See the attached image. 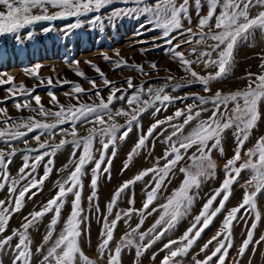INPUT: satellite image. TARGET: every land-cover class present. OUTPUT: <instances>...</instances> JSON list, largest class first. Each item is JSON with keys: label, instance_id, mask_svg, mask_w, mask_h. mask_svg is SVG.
<instances>
[{"label": "rangeland", "instance_id": "374dc122", "mask_svg": "<svg viewBox=\"0 0 264 264\" xmlns=\"http://www.w3.org/2000/svg\"><path fill=\"white\" fill-rule=\"evenodd\" d=\"M148 2L152 3V0H148ZM181 2L182 0H177V4ZM135 6L136 5L132 3L126 5L120 2V0H115L112 5L102 9L100 13H89L87 16H81L79 18L70 17L55 21H42L21 30L17 35L6 34L0 36V80L7 81L8 77L14 78L10 83L0 85V108H5L7 116L11 117L13 120L36 117L38 120H46L48 123H53L54 120L52 117L45 118L39 116L37 112L23 108L25 101L29 103L30 108H37L38 106L33 97L38 95L45 109H50L53 112L58 111V105L52 101V96H50L49 93H52V95L56 97L59 105L65 107L68 105H78L79 103L94 105L99 103L100 98L107 101L111 90L116 88L121 91L116 92L115 96H123L125 99L114 98L112 104L109 106L110 109L113 112L123 109L130 113L131 109L127 104V99L137 93L141 88L145 90L141 95V100L149 98L147 94V89L149 87L153 89L164 87L166 94L178 98L174 99L171 103L165 102L161 104L156 102L155 108H159V112H156L155 108L152 107L143 112L138 122L134 121L132 123V130L128 137L125 140H116L114 146L116 152L115 157H112L113 148H109L102 169L107 166V159H111L110 171L108 173L101 171L97 182V196L92 201H89L88 197L92 192L90 182L95 162L93 161L90 163L85 169L86 175L82 177L83 190L81 206L83 208V222L81 223L82 235L79 239V245L84 254L91 260L96 261L97 264H107L108 256L115 254V248L117 246L122 248L120 257L121 264H127V258L130 259L128 264H161L164 256L168 254V250L164 249V245L170 240L178 241L181 233L192 225L194 218L200 213L207 200L221 188L222 182L226 178L225 165L227 160L233 158L237 146L234 128H229L222 134L221 147L223 148V153H221L218 148H211L213 141L208 142L209 148L211 149L209 155L215 164V169H208L207 163H204V169L211 174L200 177L201 182L199 187H193L190 190L189 194L193 196V202L189 210L175 223L174 227L165 232L160 239L152 242L155 233L146 236L143 240L140 239V233L148 232L161 215V209L158 208L157 211L153 212L151 215L145 213L142 225H140L141 216L136 212H133L130 217L123 216V213L129 208H142L146 199V193L154 186L151 173L145 176L143 180L130 185L129 188L121 194L113 209L112 215L109 216L107 209L104 208L105 203L108 204L110 202H104L107 200L108 189L111 188L110 198H112L115 191L125 181L133 179L144 169L152 168L156 164L157 158L164 156L165 150L169 148V144L165 141L173 129L167 123L159 126L151 136H148L145 146L132 157L130 162H128V154L133 149L138 139L142 135H146L149 126L156 123L157 120H165L166 117L174 116V113L178 109L186 111L189 105L199 106L197 109H194V111L199 110V108L206 109L201 112L198 120H207L208 117L212 115L213 105L211 103L199 105L197 97L209 98L217 91L221 92L222 95L233 93L245 89L248 85L247 82L226 83L213 80L208 85L209 91H205V86L203 84L200 82H193V78L190 74L184 71L183 66L179 62V58L175 57L172 52L169 51L171 46L165 43L163 30L157 28L155 23H149L148 17L135 13L133 15L121 16L119 19L111 21L108 19L113 9ZM3 10V7L0 6V11ZM49 11L55 12L56 9L50 8ZM207 11V0H202V7L199 15L197 14L196 6L190 0L188 12L190 22L187 18L183 19V28L172 33V36L175 37L173 44L180 43L181 47L177 50L184 53L185 58L189 60L195 61L198 52L203 50L205 46L196 43V41L199 40L198 35L193 36L184 32V29L191 27L194 33L198 32L197 24L199 18L200 16L206 15ZM217 11H219V9ZM96 15H100L102 20L93 23V17ZM77 20H79L81 26L75 29H69L68 26L77 23ZM141 25H143V27H141ZM46 28L51 30L46 32L44 31ZM205 31H207V29H205ZM29 32L32 33V38L28 37ZM261 37L264 38V36L257 31L256 39ZM187 40H191L192 42L185 43ZM250 42L241 43L235 50L234 64L231 72L227 75L230 78L241 77L239 70L244 68L243 63H256L258 69L264 71V68L261 67L262 62H264V60H262V58H264V43L258 51L254 53L256 55L255 62L254 59H247V57L242 56L244 53L243 48L246 45H257V42H252V44ZM207 43L210 44L213 42L208 41ZM156 45H159V47ZM193 48L197 49V53L192 52ZM238 48H241L239 56L237 53ZM259 54L263 56L260 57ZM105 56L109 58L107 61L104 59ZM116 61H126L127 66L117 68L113 63ZM153 63L156 64V69L151 67ZM258 63H260V66H258ZM37 65L40 67L37 68ZM203 65V62H199L193 63L191 67L198 74L204 71L206 75H208L209 73L214 74L217 71L216 68L205 67ZM134 66H143V72L138 71ZM95 67H99L104 73V78L112 83L105 86L103 78L95 71ZM251 67L253 66L250 64L245 68L249 70ZM76 70H79L84 75H77ZM33 72L36 73L35 76ZM169 77H171V79H169ZM49 78L52 79L51 84L48 83ZM129 78L132 80L134 85L133 88L128 87L127 80ZM92 80L96 82V89H93L92 84L89 83V81ZM63 81H67V83H63ZM21 84L30 92V95L21 92L18 87L13 88V92L15 93L14 96L7 91V89L13 85L19 86ZM75 85H80L85 92L81 94L75 93L73 91ZM96 91H99V97L95 95ZM17 101L22 105L20 111H17L15 107ZM232 106L233 105L230 104L229 108ZM260 111L264 114V103L261 104ZM129 118L130 116L125 117L123 115L114 117L113 122L123 126L117 132V137L126 130L127 120ZM4 119L5 116L3 113H0V121ZM89 119H94V117H89ZM104 119L106 122L108 121L107 116H105ZM183 120L184 117L182 116L180 118H174L171 123L182 124ZM198 120H193L189 125L185 126V135L196 126ZM93 126L99 129L109 126V123L94 125L89 122H78L76 125L78 136L76 138L79 139L80 137L87 136V130ZM0 127H4V125L0 124ZM61 129L70 131L71 124L66 123L60 125L52 130L54 137L50 138L49 135L45 133L41 139H48L50 144H59L61 139L71 141L73 137L71 135H64ZM39 131L40 130L28 133L27 136L20 140L12 142V146L15 147L17 151L16 154L10 158L12 162L7 168L10 177L9 180L4 181L0 179V183H5L7 185L5 189L0 190V199L7 200L8 203L6 206L11 209L13 207L12 202L15 196L18 195L20 188L33 178L39 180L43 177L45 165L49 159L53 160V164L50 165L52 171L39 189L31 190V192L36 193L34 196L31 195V192L27 194L31 196V199H28L26 196L22 209L19 212L10 213L11 219L7 225V231L3 233V236L11 235L14 230L24 231L22 228V225L26 223L24 218L28 217L31 219L29 213L40 211L50 199L56 196L58 192V183L63 182L71 171L74 170L75 164L73 163L72 157L74 148L72 144H66L56 152L55 156H46L44 160L40 162L35 172H32L30 168L26 169L25 172H32V175L26 180L19 181L16 185V193H9L8 186H11L13 178H17L18 170L25 163V157H29L27 162L31 164L33 163L34 157L38 155V152L29 151V149H38V143L33 137L38 135ZM251 134L252 133H250V136ZM262 136H264V132L258 138L255 137L251 139L250 137L244 144L241 151V160L237 162V167H239L240 163L248 159V156L244 153L248 149L253 148L257 140ZM101 139V137L97 136L93 142V154L97 160L100 157V153L96 151V149L101 148ZM103 139L106 140L107 138ZM175 139L176 138L173 137V140ZM25 140L27 144L24 143ZM0 148L5 149V151L10 150L3 142H0ZM47 150L51 152L50 148ZM81 151L82 149L76 151L77 159ZM183 151L184 150L181 149L182 153ZM194 153L199 156L195 146L188 149L187 153L184 154V158L172 169L168 175V179L165 181V186L162 187L158 193L153 205H150V209L165 203L167 198L172 195L173 191L181 186L182 181L185 179V174L180 171L181 168H185L193 173L197 171L196 167L192 166V160L190 159ZM126 162H128V168L125 170L124 165ZM164 163L165 161L163 159L159 161L161 167ZM251 175L252 173L248 170H244L240 173L237 181L231 186L229 200L225 202L224 209L217 214L209 227L202 232L201 236L192 245L187 254L177 258V264H196V261H203L207 255L211 254L217 242L213 241L205 252L201 251L203 245L221 230L222 222L228 214V211L242 203L245 191L249 194L256 192L254 182L252 185L248 184ZM0 176H2V171H0ZM113 188L114 190H112ZM222 196L223 193L217 196L216 201L213 202L214 208L219 206V201L222 199ZM73 199L74 197L71 194L66 198L61 209L59 222L53 233V240L58 236L64 226V222L70 215ZM132 199H134V204L129 203ZM255 199V210L249 206H245L240 209L237 213V219L233 221V227L231 229L232 247L228 248L226 264H264V241H261V237L264 236V190L258 193ZM117 212H120L123 218L117 223L113 231V239L109 244V250H106L104 256L101 257L98 251V245L102 240L101 230L103 228L104 218L107 217V219L111 221L115 219V214ZM257 212L260 214V220L258 222L256 221ZM53 215V212L46 214L28 229V235L31 240L30 247L33 253L31 264H41L43 258L42 252H38L37 248L46 252L47 248L50 246L51 242H49L48 245L44 243V237L47 234ZM254 222H256L257 226L253 230V242L249 244L245 254L240 256L238 255V251L243 240L247 238V232L251 229V225ZM137 225H140V227L136 232H133V229H136ZM164 227H166V225L158 227L156 232L162 231ZM95 228H97V234L94 236L93 230ZM223 238V236L220 237V239ZM93 239L97 240L95 241ZM129 239L133 243L131 245H126V241ZM256 241L261 242L257 244ZM17 242L18 237H14L12 242L6 246L3 251H0V264H12L15 254L14 245ZM150 242L151 247L144 250V246ZM227 243L228 241H225L226 245ZM176 246L177 245H173L172 247L175 248ZM138 249L142 253L139 257H137ZM153 256H155V259H153ZM78 264H82L79 259ZM211 264H217L215 257Z\"/></svg>", "mask_w": 264, "mask_h": 264}, {"label": "snow or ice", "instance_id": "6c2138e0", "mask_svg": "<svg viewBox=\"0 0 264 264\" xmlns=\"http://www.w3.org/2000/svg\"><path fill=\"white\" fill-rule=\"evenodd\" d=\"M115 0H0V6L3 7V11H0V36L11 34L17 35L21 30L35 25L42 21H55L58 19H67L70 17L79 18L81 16H87L89 13H100L102 9L112 5ZM124 4H135V7H125L122 9H113L108 19H119L121 16L133 15L139 13L148 17L149 23H155L157 28L163 30V38L165 43L170 45L169 51L179 58L180 64L183 66L184 71L193 78V82H200L205 86V91H209L208 85L213 80L222 79L227 76L234 64V53L237 47L243 42H250L253 40L254 34L258 30L262 36H264V0H207L208 11L206 15L200 16L197 29L198 32L194 33L191 27L184 29V32L193 36H199L197 44H203L205 47L197 54L195 61L185 58L184 53L178 51L181 47L180 43L173 44L175 39L172 33L182 29V20L188 16L190 0H182L177 4V0H152L149 3L148 0H120ZM196 6L197 14L199 15L202 7V0H191ZM56 9L55 12H50L49 9ZM219 9V11H217ZM35 10V11H34ZM102 17L96 15L93 17V23L100 22ZM214 21V23H213ZM80 22L71 24L69 29H75L80 27ZM143 27V25H141ZM207 29V31H205ZM51 29H44V31H50ZM28 37L32 38V33H28ZM212 41L213 43H207ZM191 40L185 41V43H191ZM159 47V45H156ZM193 53H197V49H192ZM107 61L109 58L104 57ZM264 60V58H262ZM203 62L205 67L216 68L217 71L209 73L206 76H202L194 71L191 67L193 63ZM78 63V62H76ZM117 68L121 66H127L126 61L113 62ZM37 68L40 66L37 65ZM138 71L143 72V66H134ZM153 69H156V64L151 65ZM261 67L264 68V62ZM100 76L103 78V83L108 86L112 82L104 78V73L95 67ZM76 74L83 76L84 74L79 70H76ZM35 76L36 73L33 72ZM14 78L8 77L7 81L0 80V85L4 83H10ZM171 79V77H169ZM248 85L243 90H238L233 93L221 94L217 91L212 97H197L199 105H206L211 103L213 105L212 115L207 120H198L202 111L206 109L199 108L198 105H189L187 110L178 109L174 116L166 117L165 120H157L156 123L149 126L146 135H142L133 149L128 154V162L132 160V157L141 150L146 143L148 136H151L154 131L161 125L167 123L173 129L171 134L166 138V143L169 144V148L165 150L163 157H158L156 164L149 169H144L139 172L133 179L125 181L113 194L112 199L107 204L108 215H112L113 209L117 204V200L121 194L133 185L137 181L143 180L149 173L152 174L154 186L146 193V199L141 209L129 208L123 213V216L130 217L133 212L138 213L141 216L140 225L143 224L144 214L151 215L157 209H161V215L152 225V227L146 233H140V239L143 240L146 236L155 233L152 242L160 239L165 232L175 226V223L187 213L192 202L193 196H191L190 190L193 187L198 188L200 185V177L207 176L211 173L206 171L203 167L204 163H207L208 169H215V164L210 158L209 141H213L211 148H218L223 153L221 147V138L225 130L234 128V136L237 141L235 154L233 158L227 160L225 165L226 178L223 180L221 188L218 189L215 194L207 200L203 205L200 213L194 218L192 225L184 232L183 236L177 240H170L164 245V249L168 250L161 261V264H177V258L187 254L192 245L201 236L202 232L209 227L213 219L219 214L225 207V202L229 200L231 186L237 181L240 173L244 170H248L252 173L248 184L256 188V192L249 194L245 191L243 201L237 207L228 211L225 216L221 230L218 231L207 243L201 248L202 252H205L209 245L216 241V247L207 255L203 261H196V264H211L213 258H216L217 264H226V258L228 256V248L232 247L231 243V229L233 227V221L237 219V213L241 208L245 206L251 207L253 210L256 208V196L262 190H264V136L260 137L253 148L248 149L244 154L248 156V159L240 163L237 167V162L241 160V151L244 144L249 140L251 131L257 126L258 121L261 119L262 113L260 106L264 103V72L260 74H254L249 72L247 74ZM48 83H52V79L49 78ZM67 83V81H63ZM92 84L93 89H96V82L94 80L89 81ZM129 88H133L131 78L127 80ZM24 92L26 95H30V92L25 89L23 84L16 86L13 85L7 91L15 95L13 88H17ZM73 91L77 94L84 93L85 90L80 85H75ZM121 91L120 89L113 88L110 95L105 101L100 98L98 104L88 105L79 103L78 105H68L67 107L59 105L56 97L52 96V101L58 105L59 110L53 112L50 109H45L41 104V99L37 95L33 97L36 105L35 109L30 108L27 101L24 102L23 108L29 109L33 112H37L39 116L48 118L52 117L54 122L48 123L46 120H38L36 117L20 118L13 120L7 116L5 108H0V113H3L5 119L0 121L4 127H0V142H3L9 151L0 148V171L2 176L0 179L9 180V173L7 171L8 165L12 162L11 157L16 154L15 147L12 146V142L20 140L27 136L28 133L39 131L38 135L33 138L38 143V149H29V151L38 152V155L34 157L33 163L29 164L27 161L29 157H25V163L18 170L17 178L12 179L11 186H8L10 194L16 193V185L21 180H26L35 172L40 162L44 160L46 156H55L56 152L63 148L66 144H72L74 151L72 153L73 163L75 164L74 170L71 171L69 176L63 181L58 183V192L56 196L50 199L46 205H44L40 211H33L29 213L28 217H25L26 223L22 225L24 231L14 230L11 235L3 236V233L7 231V225L11 219L10 213L19 212L24 206V201L32 189H39L44 180L48 178L52 171L50 165L53 164V160L49 159L45 165V171L43 177L39 180L33 178L29 180L22 188H20L18 195L15 196L13 207L10 209L6 206L8 203L5 199H0V251H3L8 246L14 237H18V242L14 245V257L12 264H31L32 250L31 240L28 235V229L38 222L46 214L53 212V218L50 221L47 234L44 237V243L46 245L50 243L46 252H43L40 248H37L38 252H42L41 264H78L79 261L82 264H97L96 261L91 260L84 254L80 245L79 239L82 235L81 223L83 222L81 206L83 183L82 177L86 175V167L95 162V166L92 169V177L90 187L92 189L91 195L88 197L89 201H92L97 196V182L101 171L108 173L111 167V159H107V166L105 164L107 153L110 147L113 148L112 157H115L116 152L114 146L116 140H125L131 132L132 123L138 122L140 115L147 111L148 108H155L156 102L161 104L168 102L171 103L174 99L165 93L164 87L147 89L148 99L141 100V95L144 93V89L141 88L137 93L127 99V104L131 109L125 111L123 109L113 112L110 109L114 98L125 99L123 96L116 97L115 93ZM96 96H100L99 91L95 92ZM233 105L229 108V105ZM17 111L22 109V105L19 101L15 103ZM156 112H159V108H155ZM125 116L130 118L127 120V128L119 137L117 132L120 130L121 125L116 124L114 121L115 116ZM108 117L106 122L104 117ZM184 117L182 124H172L171 121L174 118ZM94 117V119H89ZM193 120H198V123L187 135L184 134L185 126L189 125ZM89 122L99 125L109 123V126L97 129L95 126L87 130V136L77 139L78 132L76 129L77 123ZM69 123L71 129H61L64 135H71L73 139L71 141L61 139L59 144H50L48 139L42 140L41 137L47 133L50 138L54 137L53 129L58 126ZM23 129V130H22ZM99 136L101 148L96 149L99 151V159H95L93 154V142L94 139ZM173 137L176 139L173 140ZM103 138H107L106 140ZM27 144V141H24ZM196 147L197 156L195 153L190 159L192 160V166L196 167L195 173L188 171L185 168H181L180 171L185 174V179L182 181L181 186L175 189L166 202L152 207L154 200H156L158 193L165 186V181L168 179L169 173L174 167L184 158V154L188 149ZM51 149L49 152L47 149ZM81 154L78 159L76 158V151L81 150ZM183 149V153L181 152ZM44 150V151H40ZM163 159L164 165L161 167L159 161ZM128 162L125 163L124 169L128 168ZM31 169L32 172H25L26 169ZM7 185L0 183V190L5 189ZM223 193L222 199L219 201L218 207H213V202L216 201L217 196ZM36 193L31 192L34 196ZM71 194L74 199L71 204V212L64 226L58 236L53 240V233L56 230V226L61 216V209L66 201L68 195ZM130 204H134V199L129 201ZM120 212L115 214V219L109 221L107 217L104 218L103 228L101 230V243L98 245V251L101 257L104 256L105 251L109 250V244L113 239V231L116 228L117 223L122 219ZM260 220L259 212L256 213V221ZM140 225H137L133 232H136ZM162 225H166L160 232H156V229ZM257 224L254 222L251 225V229L247 232V238L243 240L242 245L238 251V255L243 256L250 243L253 242V230ZM223 236V239L220 237ZM225 241H228L227 245ZM261 241H264V236L261 237ZM261 241H256L259 244ZM186 242V243H185ZM133 242L129 239L126 241V245H131ZM173 245H177L173 248ZM151 247V242L144 246V250ZM121 252L122 248L117 246L115 248V254L109 255L107 258V264H121ZM141 251L137 250V257L141 255ZM155 259V256H153Z\"/></svg>", "mask_w": 264, "mask_h": 264}, {"label": "crops", "instance_id": "0c3cea01", "mask_svg": "<svg viewBox=\"0 0 264 264\" xmlns=\"http://www.w3.org/2000/svg\"><path fill=\"white\" fill-rule=\"evenodd\" d=\"M258 31V30H257ZM257 31H256V33L254 34V39L253 40H251V44H252V42H257V45H255V48H254V44H252V45H246L244 48H243V54H242V56L243 57H247V59L249 58V59H255V54L254 53H256L257 51H258V48H260L262 45H263V43H264V38H257L256 39V35H257ZM245 44H248V43H245ZM259 44V45H258ZM253 47V48H252ZM237 53H238V56L240 55V53H241V48H238V51H237ZM246 55V56H245ZM264 55V54H263ZM263 55H260L259 54V56L261 57V56H263ZM257 56H258V54H257ZM251 64V66H252V64L253 63H250ZM250 64H244L243 66H244V68L242 69V70H239V74L241 73V77L240 78H230L229 76H227L226 78H222V79H218L216 82H226V83H230V82H247L248 83V79H247V74H248V72H252V73H254V74H260V73H262V72H264L263 70H261V69H258V67H257V64L255 63V64H253V67H251V68H249V70H247V68L245 69V67L246 66H248V65H250ZM204 66V65H203ZM258 66H260V63H258ZM242 74H244V75H242ZM200 75H202V76H206V73L204 72V71H202V73L200 74ZM111 192V189L109 190L108 189V195L107 196H110L111 197V195L109 194ZM163 192V191H162ZM108 197H107V200H106V202H109L112 198H110L109 199V201H108ZM105 207L104 208H106L107 209V204H105L104 205ZM116 211H117V208H116ZM96 227V226H95ZM96 229V228H95ZM93 230L94 232H97V229L96 230ZM183 233V232H182ZM182 233H181V236H182ZM97 233H95V234H93L94 236L96 235ZM184 234V233H183ZM180 236V237H181ZM180 237H179V239H180ZM94 240V239H93ZM96 240V239H95Z\"/></svg>", "mask_w": 264, "mask_h": 264}, {"label": "bare ground", "instance_id": "6f19581e", "mask_svg": "<svg viewBox=\"0 0 264 264\" xmlns=\"http://www.w3.org/2000/svg\"><path fill=\"white\" fill-rule=\"evenodd\" d=\"M253 46H254V45H253ZM252 48H253V47H252ZM254 48H255V46H254ZM258 49H259V48H258ZM245 56H246V55H245ZM248 62H250V61H248ZM254 62H255V59H254ZM243 65H244V63H243ZM252 66H253V64H252ZM245 69H246V68H245ZM262 110H263V109H262ZM262 113H263V112H262ZM263 132H264V114H262V117H261V119L258 121L257 126L251 131L252 134H251L250 137H251V139H252V138L254 139L255 137L258 138L260 135H262ZM124 147H125V146H124ZM145 158H146V157H145ZM152 161H153V160H152ZM152 161H150V162H152ZM140 162H141V161H140ZM136 164H137V163H136ZM138 164H139V163H138ZM147 164H148V162H147ZM147 164H146V165H147ZM146 167H147V166H146ZM136 168H137V167H136ZM138 168H139V167H138ZM134 169H135V168H134ZM132 170H133V169H132ZM132 170H131V171H132ZM133 172H134V170H133ZM135 172H136V171H135ZM108 187H109V185H108ZM110 189H111V188H110ZM110 189H109V190H110ZM106 190H107V189H106ZM112 190H114V188H113ZM107 191H108V190H107ZM109 194H110V193H109ZM107 195H108V194H107ZM107 197L110 199V196H107ZM109 199H108V201H109ZM104 202H106V200H105ZM105 204H106V203H105ZM96 229H97V228H96ZM96 229H95V230H96ZM185 231H186V230H185ZM185 231H184V232H185ZM184 232H183V233H184ZM93 233L95 234V233H97V232H94V231H93ZM94 240H95V239H94ZM96 240H97V239H96ZM96 240H95V241H96ZM82 242H83V241H82ZM129 260H130L129 258L126 259V263H127V264H128V262H129Z\"/></svg>", "mask_w": 264, "mask_h": 264}]
</instances>
